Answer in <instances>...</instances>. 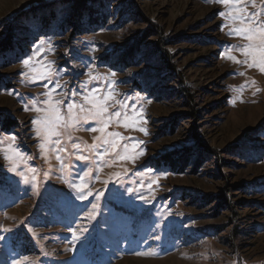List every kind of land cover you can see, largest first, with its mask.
Masks as SVG:
<instances>
[{
    "label": "rangeland",
    "instance_id": "1",
    "mask_svg": "<svg viewBox=\"0 0 264 264\" xmlns=\"http://www.w3.org/2000/svg\"><path fill=\"white\" fill-rule=\"evenodd\" d=\"M228 10L218 0H0V264H264V73L225 55L243 61L247 43L230 35ZM46 69L50 80L34 79ZM89 73L88 87L127 103L109 108L122 115L107 131L123 139L100 159L104 146L89 147L100 134L82 122L45 157L33 102L58 81L54 99L67 104ZM125 113L137 127H124ZM9 145L32 157L17 170L35 167L37 182L8 171ZM125 146L135 159H119ZM89 168L93 195L80 200L71 185Z\"/></svg>",
    "mask_w": 264,
    "mask_h": 264
},
{
    "label": "snow or ice",
    "instance_id": "2",
    "mask_svg": "<svg viewBox=\"0 0 264 264\" xmlns=\"http://www.w3.org/2000/svg\"><path fill=\"white\" fill-rule=\"evenodd\" d=\"M218 2L229 9L226 13L221 12L219 14L221 16H226L229 21L235 25L232 28L230 35H235L247 41L244 46L239 48V51L245 58L243 61L237 60L235 56H232L228 53H225V55H227L228 59L236 63L247 64L249 68L256 67L260 72L264 73V7L257 8L256 0H251V7L257 10L254 12H249L248 4L245 2V0H218ZM29 63L30 61L27 59L23 61L25 66H28ZM25 75H27V73H25ZM52 75L53 73L51 70L46 69L41 71L38 76L34 77V79L50 80ZM113 75H115V73H113ZM89 77V80L85 82V84L81 85V91L77 92L73 90L66 97L68 101L67 104H65L63 99H54V95L57 94V89L61 87L58 81H56L49 91L45 93L47 99L42 102V106H36L37 102H33L34 110L37 113L42 114L38 118L34 119L32 123L35 126L34 131L36 137L40 138L41 140L39 147L45 157L47 156L49 144L54 142L57 146H59L61 142L59 139L53 141V137H60L62 135V129H78L82 125V122H92L94 126L90 127L88 130L91 132H98L100 134L95 137V139L101 141V145L94 144L89 146L93 150L104 146L102 151H97L96 153L100 159H103V156L107 153V146H110L113 150L116 148L118 141L115 138L119 137L120 139H123L120 137L119 133L107 131L113 120H117V122H119V118L122 115L121 111L119 110L111 113L109 108L112 106L110 105V101L120 103L125 109L128 108L127 103L115 101V97L113 96V91L111 89L107 90L105 94L99 87H88V85L91 84L93 80L97 79L96 77H93L91 73H89ZM45 87L48 88V85L46 84ZM77 96L82 98V102L77 101ZM25 110H28V108L26 107ZM133 111L135 112V108H133ZM130 120L132 123H129ZM139 123L140 120L137 119L136 116L130 117L127 113H125L123 120L124 127L135 128ZM138 130L144 132L147 135V130L145 128L140 127ZM9 139L14 142L16 137L13 135ZM69 139H71V137H69ZM139 143L141 142H134L131 145V150L133 152H135V149ZM80 148V144H73V149L80 150ZM8 151L11 152L10 155L5 156V159L11 163V167L8 169V171L21 177L25 184L37 182L38 174L35 167L28 168L27 173L17 170L21 161L25 162L26 164L27 161L32 159V157H25V155L19 149L12 148L11 145H9ZM61 151H67V149L58 148L56 159L60 162L62 169L68 170L70 166L65 164L64 160L59 155V152ZM128 151V146H125V155H121L119 159L125 160L136 158L135 155H128ZM143 154L144 151L141 150L136 155ZM76 159L85 161L88 160V156L78 155ZM71 167H75V165H72ZM91 174L92 170L89 168L88 170L78 174L79 183H74L71 185L80 193V200H87L88 197L93 195L88 184L86 183V177L91 176ZM45 175H47V173H45ZM116 175L117 178H119V173ZM148 187L151 188V184H149ZM99 195H102V193H99ZM140 198L147 200V198L144 196H141ZM91 207L92 211L87 213V218L95 219V216L97 215L96 210L98 208V204H92ZM85 231H87V229H85Z\"/></svg>",
    "mask_w": 264,
    "mask_h": 264
},
{
    "label": "trees",
    "instance_id": "3",
    "mask_svg": "<svg viewBox=\"0 0 264 264\" xmlns=\"http://www.w3.org/2000/svg\"><path fill=\"white\" fill-rule=\"evenodd\" d=\"M5 47V46H4Z\"/></svg>",
    "mask_w": 264,
    "mask_h": 264
}]
</instances>
